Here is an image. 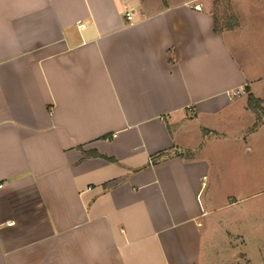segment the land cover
Here are the masks:
<instances>
[{"label":"crops","instance_id":"crops-1","mask_svg":"<svg viewBox=\"0 0 264 264\" xmlns=\"http://www.w3.org/2000/svg\"><path fill=\"white\" fill-rule=\"evenodd\" d=\"M215 1L0 0V264H208L210 152L264 164V0Z\"/></svg>","mask_w":264,"mask_h":264},{"label":"rangeland","instance_id":"rangeland-1","mask_svg":"<svg viewBox=\"0 0 264 264\" xmlns=\"http://www.w3.org/2000/svg\"><path fill=\"white\" fill-rule=\"evenodd\" d=\"M231 3L232 0H222L219 10L223 11ZM242 140L239 146L235 144L232 147L226 143L210 152L211 155H218L220 170L228 183L232 177L235 182L250 185L252 192L227 183V194L222 195L228 204L221 214L223 226L214 230L204 245L208 264H264V173L259 171L264 164L258 163L255 172L254 167L250 169L249 164L244 163L246 160L243 158L252 153L245 148ZM259 140V150L256 152L258 155L264 152V136ZM229 150L235 152L230 154ZM230 155L239 156L241 162L229 158Z\"/></svg>","mask_w":264,"mask_h":264},{"label":"trees","instance_id":"trees-1","mask_svg":"<svg viewBox=\"0 0 264 264\" xmlns=\"http://www.w3.org/2000/svg\"><path fill=\"white\" fill-rule=\"evenodd\" d=\"M220 3V0H216L213 7L216 28L226 30H232L237 28L239 26V18L233 12L232 5L229 4L227 8H225L223 11H220ZM246 91L248 93V107L252 109L257 115V121L253 127V129H256L262 122L264 100L256 98L252 93L249 92V89L247 87ZM94 155H97L96 152H94Z\"/></svg>","mask_w":264,"mask_h":264},{"label":"built area","instance_id":"built-area-1","mask_svg":"<svg viewBox=\"0 0 264 264\" xmlns=\"http://www.w3.org/2000/svg\"><path fill=\"white\" fill-rule=\"evenodd\" d=\"M195 8L196 9H201V5L200 4H197L195 5ZM126 17L131 20L132 19V12L131 11H127L126 12ZM240 92V90L238 91H233L231 95H237L238 93Z\"/></svg>","mask_w":264,"mask_h":264}]
</instances>
